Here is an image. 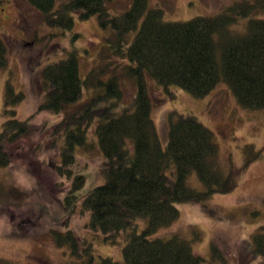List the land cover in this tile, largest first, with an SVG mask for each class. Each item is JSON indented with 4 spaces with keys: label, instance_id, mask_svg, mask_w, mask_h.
Returning a JSON list of instances; mask_svg holds the SVG:
<instances>
[{
    "label": "trees",
    "instance_id": "obj_1",
    "mask_svg": "<svg viewBox=\"0 0 264 264\" xmlns=\"http://www.w3.org/2000/svg\"><path fill=\"white\" fill-rule=\"evenodd\" d=\"M107 1L67 0L53 10L54 0H28L47 24L61 22L70 27L72 13L77 12L80 17L96 15L102 26L109 22L115 30V39L105 47L112 50L101 56L106 63L91 68L84 78L79 75L74 54L40 71L44 100L38 110L59 113L61 119L54 129L65 130L61 162L53 167L59 178L55 186L67 185L65 206L80 200L83 209L90 211V226L101 231L105 239L126 233L122 262L101 257L96 264H204L202 257L192 252L188 240L178 235H149L177 218L178 203H200L212 193H231L241 171L259 157L260 150L246 145L242 166L230 159L222 166L211 131L195 116L176 112L169 114L168 140L163 148L149 114L151 96L146 79L152 77L165 89L174 84L194 97L206 95L223 80L241 107L264 109V19L254 16L264 11V0L234 2L216 15L187 21H164L161 9L146 10L147 0H132L128 9L111 16ZM241 17H250L244 35L229 28ZM132 30V41L123 49L125 36ZM6 47L0 38V67L7 64ZM122 78L130 79L136 87L133 110L123 106L118 110L123 102ZM5 90L7 103L24 96L15 92L9 81ZM33 118L13 117L3 123L0 168L11 163L13 149L19 147ZM95 119V137L106 158L100 168L105 180L79 195L76 193L85 179L73 174L69 165L75 158V146L86 145L87 130ZM192 172L206 186L204 190L186 185ZM26 192L11 186L8 194L19 202L28 196ZM140 216L148 217V224L137 232L135 218ZM53 234L58 245L70 241L75 246L71 231ZM252 239L255 251L264 254V234L258 232ZM212 249L223 258L216 246Z\"/></svg>",
    "mask_w": 264,
    "mask_h": 264
},
{
    "label": "rangeland",
    "instance_id": "obj_2",
    "mask_svg": "<svg viewBox=\"0 0 264 264\" xmlns=\"http://www.w3.org/2000/svg\"><path fill=\"white\" fill-rule=\"evenodd\" d=\"M66 1L54 0L53 10ZM240 1L243 0H147L146 10L161 9L164 21H187L196 16L216 15ZM131 2L108 0L107 11L111 16L119 15ZM254 16L264 19V11ZM72 17L70 27L61 22L47 24L28 0L0 2V38L7 46V64L0 67V130L10 118L19 120L34 115L29 131L19 147L13 149L11 163L0 168V262L96 264L101 257L123 260L125 232L105 239L101 231L90 226V211L83 209L80 200L75 205L65 206L67 185L55 186L59 178L53 169L60 164L66 144L65 130L54 129L61 115L48 109L38 110L44 100L39 77L44 66L74 54L79 75L84 78L91 68L106 63L107 59L102 60L101 56L112 50L105 49L109 41L115 39V30L109 22L102 26L96 15L80 17L77 12L72 13ZM249 19L239 18L230 30L244 35ZM134 33L132 30L126 34L123 49L130 44ZM8 81L15 92L23 93V98L6 102ZM132 82L121 79L123 102L118 104V110L122 106L133 110L136 87ZM146 83L151 96L149 114L163 148L168 140L169 114L176 112L195 116L211 131L222 166L227 159L242 166L246 145L260 150L259 157L241 171L239 183L231 193H212L200 203H178L177 218L158 228L149 238L178 235L189 241L192 252L202 257L204 264H264V254L255 251L252 239L258 232L264 234V109L241 107L223 80L202 97H194L174 84L165 89L150 76ZM96 121L87 130L86 145L75 146V158L69 165L73 174L84 176V185L76 193L79 195L105 180L100 168L106 158L95 137ZM186 185L199 191L206 188L195 172L188 174ZM11 186L27 191L24 201L18 202L9 196ZM147 224L148 217L135 218L137 232ZM66 231H71L75 237V246L70 241L63 245L56 243L53 232L64 234ZM213 245L224 260L213 252Z\"/></svg>",
    "mask_w": 264,
    "mask_h": 264
},
{
    "label": "flooded vegetation",
    "instance_id": "obj_3",
    "mask_svg": "<svg viewBox=\"0 0 264 264\" xmlns=\"http://www.w3.org/2000/svg\"><path fill=\"white\" fill-rule=\"evenodd\" d=\"M2 0H0V2H1Z\"/></svg>",
    "mask_w": 264,
    "mask_h": 264
}]
</instances>
